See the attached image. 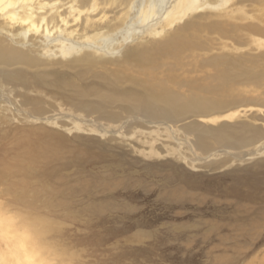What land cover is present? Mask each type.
<instances>
[{"label":"bare ground","instance_id":"obj_1","mask_svg":"<svg viewBox=\"0 0 264 264\" xmlns=\"http://www.w3.org/2000/svg\"><path fill=\"white\" fill-rule=\"evenodd\" d=\"M245 7L260 25L232 20L245 19L237 16ZM250 36L264 38V0H0V187L7 188L3 196L14 198L11 206L24 226L42 224L35 233L39 239L52 232L53 222L36 212V202H28L26 194L34 183L45 189L58 178L60 155L43 142L54 131L42 134L35 127L66 129L59 111L52 112L64 105L60 99L75 113L124 127L157 126L166 137L148 129L133 134L144 137L138 140L150 145L151 153L157 143L173 140V124H182L194 136L184 139L198 154L200 162L192 160L193 166L221 167L227 163L221 157L260 143L261 128L196 121H218L226 109L242 106L236 97L244 93L264 95V52L255 58L227 44L237 39L249 44ZM90 78L100 83L85 87ZM251 84L258 86L249 91ZM15 129L22 132L19 137ZM244 153L241 160L262 157L264 147ZM1 225L0 239L7 243L11 234ZM19 251L25 263L19 259L18 264H32L26 247Z\"/></svg>","mask_w":264,"mask_h":264},{"label":"rangeland","instance_id":"obj_2","mask_svg":"<svg viewBox=\"0 0 264 264\" xmlns=\"http://www.w3.org/2000/svg\"><path fill=\"white\" fill-rule=\"evenodd\" d=\"M247 9L237 13L245 19L232 20L260 25L245 13ZM249 39V44L241 39L227 44L235 45L239 54L258 58L264 52V38ZM260 47L263 50L258 51ZM89 80L85 87L100 83ZM256 95L236 97L243 100L242 106L226 109L216 122L211 121L216 117L196 121L212 127L247 125L264 130V95ZM59 101L64 105L52 112L59 111L66 129L35 127L42 131L39 134L47 130L63 136L56 140L44 136L43 141L47 151L60 155L61 163L55 167L58 178L45 189L34 183L26 194L28 202H36V212L53 222L48 226L52 232L39 239L35 233L43 225L24 226L11 206L14 198L3 196L6 187H0L1 226L11 234L7 243L0 239L1 264L6 260L18 264L19 259L25 263L20 246L26 247V259L30 255L32 264H264V156L240 159L247 149L264 147V139L221 157L227 160L225 165L209 167L187 147L184 139L194 140V136L182 124H173V140L157 143L151 153L150 145L138 140L144 137L133 138V134L148 129L166 137L157 126L124 127L96 115L75 113L64 99ZM13 131L18 137L22 133ZM191 161L199 162L193 166ZM12 252L19 258H12Z\"/></svg>","mask_w":264,"mask_h":264}]
</instances>
